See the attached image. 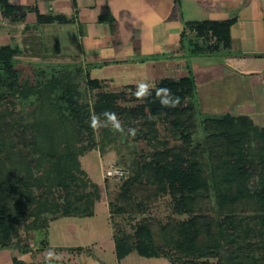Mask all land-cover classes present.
Segmentation results:
<instances>
[{"label": "trees", "instance_id": "1", "mask_svg": "<svg viewBox=\"0 0 264 264\" xmlns=\"http://www.w3.org/2000/svg\"><path fill=\"white\" fill-rule=\"evenodd\" d=\"M0 11L4 17L12 16L19 22L35 12L38 21L32 30L74 20L44 16L34 8L11 5L9 0H0ZM233 23L234 20L190 24L183 32V41L189 35L195 36L193 56L218 55L231 48ZM20 56L18 47L0 49V104L7 103L10 97L38 99L43 111L40 121L33 124L0 118V249L32 252L27 234L38 231L43 238L42 247L37 249L46 252L53 249L48 240L52 223L96 216L97 206L102 204V187L88 181L78 158L97 145L89 126L90 114L108 110L117 113L126 130L136 128L133 139L148 147L136 153L137 159L133 158L131 172L121 184L111 213L145 216L154 198L168 196L174 212L188 217L178 224L177 239L171 245L157 242L148 217L133 225L132 232L118 229L113 236L117 259L121 261L137 253L146 259H166L170 264H243L235 260L236 253L225 249L234 242L240 251L248 246L254 264H264L260 261H264V126L254 124L248 114L205 115L194 101L197 88L191 73L157 80V87L170 88L180 98L177 107L164 108L154 91L144 102L136 100L133 93L137 84L111 90L109 79L92 78L90 64H58L67 74L62 78L68 77L72 68L83 78L89 97L81 102L72 84L56 75L48 76L40 67L32 77H26L28 65L21 62ZM200 130L204 136L198 140ZM23 132H32V140L28 142ZM84 135L90 136L89 142L80 150ZM249 139H257L261 144L263 158L257 168L245 150ZM216 140H224L222 143L228 145L222 162H214L220 159L213 146ZM141 190L146 194L143 197ZM203 196L210 200V211L215 216L217 248L199 246V220L195 212L199 197ZM255 196L263 208L248 210L246 203ZM226 201L236 209L224 213ZM246 216H250L247 222L243 218ZM74 249L84 252L82 247L54 251L66 254ZM219 250H223L225 257L220 263L214 255ZM12 264L25 263L15 258Z\"/></svg>", "mask_w": 264, "mask_h": 264}, {"label": "crops", "instance_id": "2", "mask_svg": "<svg viewBox=\"0 0 264 264\" xmlns=\"http://www.w3.org/2000/svg\"><path fill=\"white\" fill-rule=\"evenodd\" d=\"M9 2L18 7L34 8L44 16L74 19L69 24L53 23L32 30L38 21L35 12L19 22L12 16L4 17L0 11V49L18 47L22 54L19 59H31L41 51L33 58L41 56L54 64H90L92 78L109 79L111 87L117 80L123 81V77L132 79L124 85L138 81L155 84L157 80L181 78L191 72L200 85L228 76L226 86L230 90L236 88L228 108L243 107L245 110V113H228L248 114L252 118L264 113V0ZM230 20L234 23L230 29L231 48L228 51L212 56L192 55L195 36L189 35L186 42L183 41V32L188 25ZM66 32L69 37L64 40L61 35ZM100 64L105 65L93 67ZM174 69L178 76L172 75ZM17 251L0 249V264H12L15 258L25 264H35L32 254L37 251L30 252L29 259L20 258ZM53 259L55 261L51 263L59 261Z\"/></svg>", "mask_w": 264, "mask_h": 264}, {"label": "rangeland", "instance_id": "3", "mask_svg": "<svg viewBox=\"0 0 264 264\" xmlns=\"http://www.w3.org/2000/svg\"><path fill=\"white\" fill-rule=\"evenodd\" d=\"M69 33H71V31H69ZM61 36L64 40L69 37L67 32L65 35L62 34ZM40 54L41 51H39L38 55L30 57L31 59H20L22 60L21 62L28 65V70L25 73V76L32 77V75H34L35 69L40 67L46 70V74H48V76L51 77L52 75H56L62 79L63 82L65 81L66 83L72 84L73 88H76L79 92V98L81 102H86L89 94L87 93L88 91L83 78H81L76 71L77 69H70L71 73L69 76L62 78L61 76L67 74H64L61 70L60 65H58L60 63L54 64L51 60H43L41 59V56L38 59L33 58L39 56ZM74 65L81 64H72V66ZM188 71H191V69L188 68ZM172 75L178 76L177 69L172 70ZM123 79V81L117 80V82L114 84V87H111V90H119L122 86H124V84L132 80L126 77H123ZM227 79L228 76L218 77L212 81L205 82L200 85L196 83L197 92L194 101L200 110H202L201 106L205 109L202 110L205 115H217L228 112L234 114L245 113V110L242 109L243 107L232 109L228 108L231 102H233L232 100L234 99L233 96L236 88L232 87L233 89L230 90V87L228 85L226 86ZM139 82L140 81L136 82V84ZM200 103L206 106H203ZM214 107H216V110H212ZM13 110L16 112L11 114V111ZM42 111L43 108L41 102L38 99L25 101L22 98L17 100L16 98L10 97L7 103L0 104V118L6 119L5 121L9 122L22 119L28 124H33L38 120L40 121V114ZM252 119L254 124L260 127L264 126V113L261 115H256ZM161 132L163 133L164 131L161 130ZM94 134L97 145L94 149L87 150L79 155L78 160L81 170L87 174L88 181L96 183L102 187V204L97 206V214L93 218H65L57 220L56 222L52 223L48 236L50 245L53 248L50 249L52 251L60 247H82L84 248V252H81L77 249H74L68 254L56 253L54 251L56 253L55 258H57L59 261L53 263L48 262L49 260L47 259V256L49 250L46 252H41L37 249L42 247L40 245V242L43 238L42 233L38 231H32L27 234V237L29 244L32 245V251H37L32 254L33 261L35 264H170V262L166 259H146L139 256L137 253H134L121 261L117 259L114 253L115 247L113 236L118 229L132 232L133 225L142 221L144 219L143 217H148V221L154 230L157 242L159 244L166 242L171 245L173 244V241H176L177 239L178 224L182 221H186L188 217L187 214L178 215L176 212H174L173 204L168 196H162L156 199L154 198V201L149 205V212L145 214V216L139 214L131 215L132 217L129 214L113 215L111 213V205L115 202L118 194L120 193V187L121 184H123L124 179L127 178L129 172H131L129 167L133 163L132 160L134 157L137 159L139 155L136 153H139L142 148L147 146L144 143L136 142L132 136L127 137L126 134L113 131L110 127H102L98 131H95ZM32 135V132H23L22 134V136L27 139L28 142L32 140ZM203 136L204 134L200 130L198 140L202 139ZM88 138H90V136H83V143L82 145H79L80 150L85 149V144L89 142ZM102 141H104V144H102ZM222 142H224V140H216V143L213 142L214 150L219 152L218 156L220 158L214 160V162H222L223 158H225L224 154L228 148V145ZM246 147L247 148L245 150L248 152V155L253 157L252 164L254 168H257L263 158L260 142L257 139H249ZM8 166L11 167V165ZM113 168H121L127 171V176L123 179L107 177V172ZM255 183H257V178L253 181V186ZM141 194L142 197L146 195L144 194V190H141ZM257 201H259V199L256 196L249 198L248 202L246 203L247 209H262L263 207H260L257 204ZM229 205L230 202L226 201L223 207L225 211L224 213L228 212L229 210L236 209ZM210 207L211 204L209 199L205 198V196L199 197V207L195 214L198 216L199 220V246L205 249L217 248L216 245L218 244L216 220L214 214L210 211ZM249 217L250 216H246L243 218H245V221L247 222ZM238 229L242 230L243 236V228L240 226ZM236 232L239 231L236 229ZM225 249H229L236 253V261H241L243 264H254L248 255V253H250V250L248 251V246L240 251L239 247H237V245H235L233 242V244H228ZM252 250L256 252V247H253ZM222 251L223 250L216 251L214 254L216 258L215 261H218L219 263L225 261ZM17 252L20 254V258H30V252L20 250ZM260 261L264 263L263 260ZM229 263H232V261Z\"/></svg>", "mask_w": 264, "mask_h": 264}, {"label": "clouds", "instance_id": "4", "mask_svg": "<svg viewBox=\"0 0 264 264\" xmlns=\"http://www.w3.org/2000/svg\"><path fill=\"white\" fill-rule=\"evenodd\" d=\"M155 93V97L164 108H175L180 104V98L175 96L170 88L157 87L146 81H141L136 85V91L133 93L136 100L144 102ZM103 117V119H101ZM151 118V117H149ZM89 126L95 132L102 127H110L113 131L135 137L137 134L136 128L125 129L117 113L105 110L100 114L95 112L90 114ZM56 257V253L52 250L48 251L47 259L51 261Z\"/></svg>", "mask_w": 264, "mask_h": 264}, {"label": "built area", "instance_id": "5", "mask_svg": "<svg viewBox=\"0 0 264 264\" xmlns=\"http://www.w3.org/2000/svg\"><path fill=\"white\" fill-rule=\"evenodd\" d=\"M127 171L121 168H113L107 172V177L109 178H116V179H123L127 176Z\"/></svg>", "mask_w": 264, "mask_h": 264}]
</instances>
